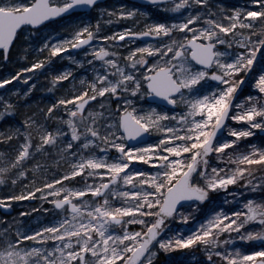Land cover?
<instances>
[{"label": "snow or ice", "instance_id": "6c2138e0", "mask_svg": "<svg viewBox=\"0 0 264 264\" xmlns=\"http://www.w3.org/2000/svg\"><path fill=\"white\" fill-rule=\"evenodd\" d=\"M148 3L0 0V264H264V0Z\"/></svg>", "mask_w": 264, "mask_h": 264}, {"label": "rangeland", "instance_id": "374dc122", "mask_svg": "<svg viewBox=\"0 0 264 264\" xmlns=\"http://www.w3.org/2000/svg\"><path fill=\"white\" fill-rule=\"evenodd\" d=\"M226 4L228 6H233V5H238V4H242L244 2V0H225ZM119 3H125L129 6L135 5V3H130V1L128 0H109L108 5L107 6H114L117 5ZM103 6V5H102ZM136 6V5H135ZM140 8H144V9H148L149 11L152 12V14L155 17H163L164 15H166L165 13L160 12L158 9L152 7H143V6H138ZM97 15V13L95 11H92L90 13V16L95 18ZM127 21L122 22L121 24H112V25H105L104 30L107 31H113L118 27H122V26H126L127 25ZM57 31H59V29H57ZM27 61L24 60H19V57L17 56V53L15 51H13L12 53V59L10 60V62L8 63H4L2 61H0V77H5L7 76L9 73H14L15 71H17L19 69V66L26 64ZM69 62L67 60H60L57 61L56 64L54 65V67L56 68H61L64 66H68ZM44 73V75H39L40 72ZM78 72H82L83 70H77ZM52 73L50 70H34V79L37 83V88L36 90L33 92L30 101H29V108L28 109H24L23 107L21 108L22 111H36L37 106L43 108L45 105L50 104L51 102L54 101V99L56 98L57 95H59L60 93L63 92V89H59L58 91H46L45 87H51V85L49 84V81L51 79ZM47 78V79H46ZM31 83V82H29ZM26 87L25 85H23L22 82L18 83L17 81H13L11 87ZM9 86H5V89H7ZM245 92L247 93L250 90H253L250 88L249 85H245L244 88ZM32 97L37 98V100L33 99ZM33 108V110H31ZM21 119V117H9L7 120L0 122V128L5 127L8 123L10 122H15L16 120ZM259 138V132L257 134L256 139ZM249 141L253 140L254 138L249 137L247 138ZM4 147V146H3ZM16 188V187H15ZM11 191H18V189H14L12 188ZM5 192H9V190H6V187L4 186H0V195L4 194ZM14 206L16 208H18V213L23 212L26 210V208L28 207H34L36 203H31L29 204L27 201H19V202H13ZM46 207H50V205H45ZM18 213L14 216H10V217H16L18 215ZM0 217H5L3 215L0 214ZM35 213L33 214V217L28 218V220L26 222L28 223H35ZM23 219V218H21ZM242 243L241 242H237V247H241ZM243 246L247 247L249 249H253V250H257L259 247H261V244L259 241L256 242H243ZM203 255L202 253H197L196 254V259L197 260H201L203 259ZM170 260V261H174L176 262V264H180V262L184 261L185 259H188L184 256H182L179 252L176 253L175 255H167V254H161L160 256V260Z\"/></svg>", "mask_w": 264, "mask_h": 264}, {"label": "water", "instance_id": "95a60500", "mask_svg": "<svg viewBox=\"0 0 264 264\" xmlns=\"http://www.w3.org/2000/svg\"><path fill=\"white\" fill-rule=\"evenodd\" d=\"M107 0H100V3L101 2H105ZM130 1H133V2H138V3H143V4H149L148 3V0H130ZM34 202V201H33ZM0 211L3 213V214H6V215H12L15 211L14 207L12 206V208L10 209H4L3 207H0Z\"/></svg>", "mask_w": 264, "mask_h": 264}, {"label": "flooded vegetation", "instance_id": "af4514ba", "mask_svg": "<svg viewBox=\"0 0 264 264\" xmlns=\"http://www.w3.org/2000/svg\"><path fill=\"white\" fill-rule=\"evenodd\" d=\"M108 2H104V3H100L101 5H108ZM136 6H143V7H152V5H146V4H139V3H135ZM33 99L37 100V98L35 97H32ZM33 110V108L31 109ZM18 209H16V213H17Z\"/></svg>", "mask_w": 264, "mask_h": 264}, {"label": "trees", "instance_id": "16d2710c", "mask_svg": "<svg viewBox=\"0 0 264 264\" xmlns=\"http://www.w3.org/2000/svg\"><path fill=\"white\" fill-rule=\"evenodd\" d=\"M22 111V110H21ZM23 112V111H22ZM3 147V145H0V148H2ZM14 189H18V186H16V188H14ZM6 190H9V191H11L12 190V188H8V187H6Z\"/></svg>", "mask_w": 264, "mask_h": 264}]
</instances>
